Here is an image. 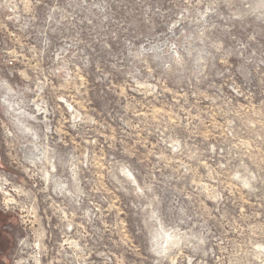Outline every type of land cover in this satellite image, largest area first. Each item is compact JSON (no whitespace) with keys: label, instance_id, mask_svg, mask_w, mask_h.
Instances as JSON below:
<instances>
[{"label":"rangeland","instance_id":"rangeland-1","mask_svg":"<svg viewBox=\"0 0 264 264\" xmlns=\"http://www.w3.org/2000/svg\"><path fill=\"white\" fill-rule=\"evenodd\" d=\"M0 153V264H264V0H0Z\"/></svg>","mask_w":264,"mask_h":264},{"label":"bare ground","instance_id":"bare-ground-1","mask_svg":"<svg viewBox=\"0 0 264 264\" xmlns=\"http://www.w3.org/2000/svg\"><path fill=\"white\" fill-rule=\"evenodd\" d=\"M5 194H8V192L6 191Z\"/></svg>","mask_w":264,"mask_h":264},{"label":"water","instance_id":"water-1","mask_svg":"<svg viewBox=\"0 0 264 264\" xmlns=\"http://www.w3.org/2000/svg\"><path fill=\"white\" fill-rule=\"evenodd\" d=\"M0 158H1V153H0Z\"/></svg>","mask_w":264,"mask_h":264}]
</instances>
